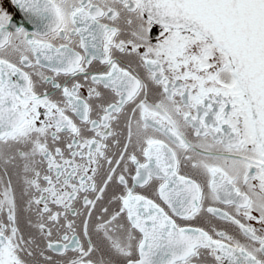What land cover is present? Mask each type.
Instances as JSON below:
<instances>
[{"label": "snow or ice", "instance_id": "1", "mask_svg": "<svg viewBox=\"0 0 264 264\" xmlns=\"http://www.w3.org/2000/svg\"><path fill=\"white\" fill-rule=\"evenodd\" d=\"M0 264H264V0H0Z\"/></svg>", "mask_w": 264, "mask_h": 264}, {"label": "flooded vegetation", "instance_id": "2", "mask_svg": "<svg viewBox=\"0 0 264 264\" xmlns=\"http://www.w3.org/2000/svg\"><path fill=\"white\" fill-rule=\"evenodd\" d=\"M11 10V9H10Z\"/></svg>", "mask_w": 264, "mask_h": 264}]
</instances>
